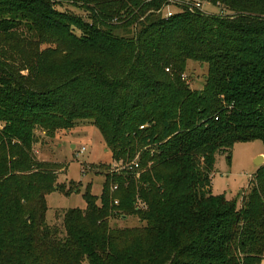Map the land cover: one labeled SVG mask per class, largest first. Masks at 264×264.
<instances>
[{
	"label": "trees",
	"instance_id": "trees-1",
	"mask_svg": "<svg viewBox=\"0 0 264 264\" xmlns=\"http://www.w3.org/2000/svg\"><path fill=\"white\" fill-rule=\"evenodd\" d=\"M171 1L0 0V264H264V166L241 206L212 193L217 157L264 145V0ZM84 123L125 168L51 229L36 132Z\"/></svg>",
	"mask_w": 264,
	"mask_h": 264
},
{
	"label": "rangeland",
	"instance_id": "rangeland-1",
	"mask_svg": "<svg viewBox=\"0 0 264 264\" xmlns=\"http://www.w3.org/2000/svg\"><path fill=\"white\" fill-rule=\"evenodd\" d=\"M180 2L173 0L164 10L165 16L177 13ZM68 11L84 16L82 10L65 7ZM202 11L208 15L224 14L212 3H203ZM225 15V14H224ZM208 67L203 64L189 62L185 71L186 82L192 90L203 88ZM37 142L33 146L32 156L39 164L56 165V180L54 189L45 196L46 212L44 223L51 229H64V216L71 209H86L84 194L88 191L101 198L103 185L107 175L113 173L121 163L113 160L109 148L103 141L100 132L91 124L84 123L74 130L58 132L54 138H48L44 132H36ZM73 146L74 149H73ZM81 148H86L84 154H79ZM259 157H264V145L261 142L239 143L232 150L231 159L226 156L217 157L212 175V193L224 196L227 200L236 201L242 205L243 197L249 193L255 179ZM264 166V161L262 166ZM101 202L98 200L97 205ZM118 204V203H116ZM143 208L142 204H139ZM112 229L138 228L144 226L137 216L119 214L110 218Z\"/></svg>",
	"mask_w": 264,
	"mask_h": 264
},
{
	"label": "built area",
	"instance_id": "built-area-1",
	"mask_svg": "<svg viewBox=\"0 0 264 264\" xmlns=\"http://www.w3.org/2000/svg\"><path fill=\"white\" fill-rule=\"evenodd\" d=\"M195 5H196V8H198V9H202V2H201V1L197 0ZM185 79H186V77H184V80H185ZM142 129H143V127H142ZM78 152H79V154H84V153L86 152V148H81ZM133 167H134L135 169H137V168H138V165H134V166L130 167V170L133 171V169H134ZM124 168H125V167H124ZM124 168H123V169H124ZM120 170H122V169L119 168V167H117V169H115V171H117V172L120 171ZM117 189H118V188L116 187L114 190H117Z\"/></svg>",
	"mask_w": 264,
	"mask_h": 264
},
{
	"label": "water",
	"instance_id": "water-1",
	"mask_svg": "<svg viewBox=\"0 0 264 264\" xmlns=\"http://www.w3.org/2000/svg\"><path fill=\"white\" fill-rule=\"evenodd\" d=\"M75 146H73V149H74ZM264 161V157H259L256 162H255V165L258 166V168H260L262 166V163Z\"/></svg>",
	"mask_w": 264,
	"mask_h": 264
}]
</instances>
